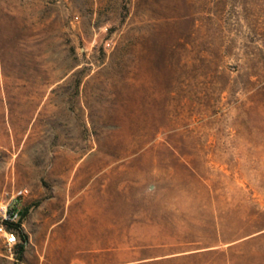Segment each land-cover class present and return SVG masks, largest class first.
<instances>
[{"label": "rangeland", "instance_id": "1", "mask_svg": "<svg viewBox=\"0 0 264 264\" xmlns=\"http://www.w3.org/2000/svg\"><path fill=\"white\" fill-rule=\"evenodd\" d=\"M7 203L23 264H264V0H0Z\"/></svg>", "mask_w": 264, "mask_h": 264}, {"label": "built area", "instance_id": "2", "mask_svg": "<svg viewBox=\"0 0 264 264\" xmlns=\"http://www.w3.org/2000/svg\"><path fill=\"white\" fill-rule=\"evenodd\" d=\"M18 209L8 203L2 205L0 209V236L3 239L6 253L11 257L14 256V246L18 241L17 235L12 229L19 219Z\"/></svg>", "mask_w": 264, "mask_h": 264}, {"label": "trees", "instance_id": "3", "mask_svg": "<svg viewBox=\"0 0 264 264\" xmlns=\"http://www.w3.org/2000/svg\"><path fill=\"white\" fill-rule=\"evenodd\" d=\"M27 212L28 207L18 209V222L12 226V229L14 230L18 238V241L14 246V261L12 264H23L24 262V242L26 241V235L21 232L20 222L26 216Z\"/></svg>", "mask_w": 264, "mask_h": 264}, {"label": "crops", "instance_id": "4", "mask_svg": "<svg viewBox=\"0 0 264 264\" xmlns=\"http://www.w3.org/2000/svg\"><path fill=\"white\" fill-rule=\"evenodd\" d=\"M10 257V256H9Z\"/></svg>", "mask_w": 264, "mask_h": 264}]
</instances>
